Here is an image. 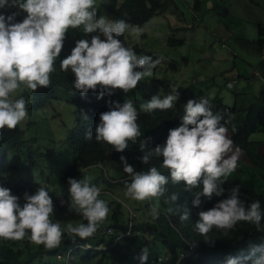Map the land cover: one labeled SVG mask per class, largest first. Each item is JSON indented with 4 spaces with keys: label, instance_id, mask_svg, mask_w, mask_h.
Returning a JSON list of instances; mask_svg holds the SVG:
<instances>
[{
    "label": "clouds",
    "instance_id": "clouds-1",
    "mask_svg": "<svg viewBox=\"0 0 264 264\" xmlns=\"http://www.w3.org/2000/svg\"><path fill=\"white\" fill-rule=\"evenodd\" d=\"M160 1L163 3L169 1L166 6L169 8L170 5L175 4L174 0ZM108 2L103 0L102 5L109 18L98 14L97 0H0V138L5 128L14 130L21 122H29L32 115L36 121H41L43 118L51 121L49 125L51 131L45 135L53 140V134L59 129L51 127L52 119L57 117L61 120L63 116H67L62 105L64 103L71 105L63 92L65 89L56 88L54 84L55 75L61 73L74 74V87L81 96L99 89L98 99H102L105 94L113 95L115 90L128 93L147 78L123 104L110 102L109 110L101 113L97 122L87 129L83 126L84 119H87L86 115L83 120H79L72 106L75 124L53 122L63 128L62 134L66 132L65 127L71 128L74 137L85 133L84 138L88 141L92 140L95 134L97 142H105L113 147H108L109 152L126 153L128 142L134 143L141 136L139 124L142 116L154 115L157 110L165 111L180 107V111L185 110L182 123L169 130L163 145L158 143L147 147L148 139L144 138L140 149L141 164L134 166L124 156L117 160H106L121 162L124 176H121V170L116 169L112 171L113 177L106 172V176H100L92 182L93 177L90 175L93 170L102 169L106 161L81 167L82 164L90 161V156L84 161L80 155H77L76 158L79 159L77 162L74 155L64 148L59 163L54 161L53 154L56 151L54 146L49 144L33 154L32 164L17 172L18 182L11 184L8 177V171L13 167L11 160L5 158L1 160L0 243L2 244H11L6 240H22L31 245H44L52 249L60 246L65 233L81 239L90 238L102 224L109 225L112 222L114 207L117 209L120 207L119 199L115 204L107 203L100 198L111 193L113 189H116L119 195L125 191L127 197L136 200L134 205L139 204L140 209L147 203L152 204L150 215L158 218L159 199L165 195L169 180L168 176L161 173L162 168L168 170L174 184L182 182L185 191L200 189L202 183V190L195 191L193 196L192 203L197 207L201 203L202 196L209 199L213 195L222 196L224 193L222 185L235 179H239L243 185L258 193L260 200L261 197L264 198L262 174L264 168L256 169L243 148L232 141L226 126L231 122V117L225 120V116L214 113L209 100L199 94L204 92L206 97L214 98L215 90L212 87L216 83L225 85V89L233 78L229 74L233 75V67L239 56L230 51L235 61L228 72L215 70L209 73L203 65L205 59L217 65L222 64L225 59L222 55L208 57L206 51L198 60L202 61L200 66L204 68V71L195 75L198 86L193 84L179 86L174 81L168 80L176 69L174 61L165 62L161 55H166L165 52L152 48L143 50L138 43H135L137 40L133 36V32L144 28L166 7L158 10L141 25L129 22V19L120 15L123 1ZM191 2L196 9V1L191 0ZM231 7L229 5V8ZM230 15V20H233L231 13ZM256 19L254 17L252 21L255 23ZM246 21L249 20H243L244 23ZM182 27L183 30L188 28L185 24ZM173 28V24H170L169 29ZM130 29L133 31L129 32ZM226 30L228 34L231 33L230 37L235 38L238 44H242L236 38L239 35L227 26ZM207 35L216 45L225 46L221 37L209 29ZM258 38L259 35L253 41ZM184 45L183 40L175 37L167 41V47L176 48ZM136 50L143 55H138ZM210 51L212 52L211 46ZM258 57L261 58L260 55ZM189 64L190 62L186 61L187 67ZM254 72L256 73V70ZM242 75L246 78L244 74ZM250 76L254 78L256 75ZM245 78L238 79L244 82ZM254 80L256 79L246 81V89L234 91L244 93L246 100L249 101L256 91ZM52 85H55L54 93L50 90ZM262 86L259 87L257 94L260 93ZM41 87L44 88L47 105L41 106L37 98L38 105L33 111L35 106L30 95H35V91ZM193 96L199 97V101L194 100ZM40 106L44 109L38 110ZM48 108L51 111L49 115L46 113ZM41 114L43 117L38 119ZM259 134L264 133H257L252 139L264 140V137L257 136ZM63 141L65 139L60 143ZM56 147L60 152L62 147ZM258 153L264 156V144L259 147ZM68 159H70L68 165H61ZM144 169L149 170L142 171ZM103 177L105 179L102 180ZM177 199L176 194L170 197L171 201ZM56 207H69V210H75L74 216L81 215L87 223L68 222L62 227L61 222L52 220ZM140 209L134 214L129 207L130 224L136 219ZM262 218L264 212L261 210L260 201H253L246 206L239 198V185H237L231 189L228 198L222 199L211 209L199 213V221L195 224V229L199 234L207 236L215 228L227 236L239 222L260 225ZM189 219L190 212L184 208L180 220L185 222ZM84 248L92 249L90 245ZM97 248L103 249L102 246ZM192 250H194L193 245L188 243V251ZM256 252H260L261 255L253 258ZM70 254L71 252L67 255L59 254L57 264H67ZM148 255L149 249H142L141 264H145ZM186 255L182 254L180 260ZM249 260L252 264H264V246L253 247L249 256L228 257L226 264H247Z\"/></svg>",
    "mask_w": 264,
    "mask_h": 264
},
{
    "label": "trees",
    "instance_id": "trees-1",
    "mask_svg": "<svg viewBox=\"0 0 264 264\" xmlns=\"http://www.w3.org/2000/svg\"><path fill=\"white\" fill-rule=\"evenodd\" d=\"M108 1L111 3V0ZM122 1L120 15L129 19V22L141 25L154 16L158 10L166 7L169 2L163 3L160 0ZM195 1L196 9H201L209 18L217 20L219 13L216 10L220 9L221 4H212L211 0ZM224 2L226 8H229V4ZM230 19L231 15L227 9L225 16L219 18L220 21L224 22ZM255 23L259 28V38L256 41L245 40L242 43L251 45L261 57L258 64L252 65L256 70L254 78L263 83L260 93L247 101L242 98L244 93L231 91L230 95H226L224 92L225 85L216 83L212 87L215 90L214 98L206 97L204 92L199 94L209 100L214 113L225 116V120L229 116L231 117V122L226 125L231 134V139L237 146L243 148L257 169L259 167L264 168V156L258 153V149L264 144V140L252 139L257 133H264V23L259 17ZM238 40L241 42L242 38L239 37ZM135 52L138 55H143L138 50ZM238 62L243 65L244 61L235 62L233 67L234 78H245L242 77V70L247 69L242 66L239 67ZM247 73L248 70L244 73L245 79L253 81L254 78L248 76ZM55 77L56 88L65 89L63 92L66 94L67 100H70L71 105L75 108L74 114L79 116V120H83L86 115L87 119L83 121L85 129L89 128L91 124L94 125L101 113L109 110L110 102L116 101L123 104L125 99L131 93H135L147 79L144 78L136 89L128 93L115 90L113 95L105 94L102 99H98L99 89L96 92L89 91L85 96H81L74 87L75 76L73 73L70 75L61 73ZM55 85L50 87L51 93L55 92ZM43 91L44 88L41 87L35 91L37 96L30 95L35 106L33 111L38 105L37 98L41 106L47 105ZM191 93L196 95L194 92ZM193 99L199 101L200 98L193 96ZM41 106L38 107V110L44 109ZM179 111L180 107H175L165 111L157 110L154 115L142 116L141 124H139L141 136L134 143L128 142L126 153L109 152L108 147L112 146L105 142H97L95 134L93 139L88 141L84 138L85 133L79 137H74L71 130L63 134L65 141L58 143L54 139H49L47 135L41 134L44 127H49L51 121L48 118L36 121L31 115L29 122H21L14 130L7 128L3 130V136L0 138V161L4 158L11 160L13 167L8 171L9 183L11 184L18 182L16 179L19 176L17 172L32 164L33 154L49 144L54 146V150L56 146L64 147L68 153L74 155L77 162H79V159L76 158L77 155H80L84 161H87L85 159L90 156V161L82 164L81 167H86L91 163L104 162L108 159L117 160L121 156L136 166V164L142 163L140 149L144 138L148 139L147 147L158 143L160 145L165 144L169 130L180 126L182 123L185 110ZM46 113L48 115L51 113L49 108ZM57 126L63 130L60 125ZM233 126L235 127L234 131ZM148 170L142 171L147 172ZM160 171L168 176L169 180L165 195L159 199L158 218H153L150 215L152 204L147 203L144 208L139 210L138 216L131 224L129 221L120 222V207H118L119 210L114 207L112 222L109 225L102 224L90 238L81 239L65 233L60 246L52 249L46 248L44 245H31L22 240H6L11 244L0 243V264H57V256L59 254L67 255L69 252L71 254L67 264H141L140 256L144 248L149 249L145 264H177L178 261H180L178 264H226L228 257L249 256L253 247L264 246V218H262L260 225L239 222L227 236L215 228L207 236L199 234L195 229V224L199 221V213L211 209L222 199L228 198L231 189L237 185H239V198L245 205H250L251 202L258 200L261 203V210L264 212V198L261 197L262 202L259 199L260 195L243 185L239 179L223 184L224 193L222 196L213 195L211 199L202 196L200 198L201 203L197 207L192 203L193 196L195 191L202 190V183L200 189H193L191 192L185 191L182 182L178 184L172 182L167 169L162 168ZM173 194L178 196L177 201L170 200ZM184 208L189 210L190 219L181 222L180 215ZM74 212L75 210H69V207H56L52 220L53 222H61L62 227L68 222L87 223L81 215L74 216ZM188 243L194 247L191 252L188 251ZM87 245H90L92 249L84 248ZM100 246L103 249L97 248ZM182 254L187 255L180 260ZM260 255V252H256L253 258ZM247 264H252L251 260L247 261Z\"/></svg>",
    "mask_w": 264,
    "mask_h": 264
},
{
    "label": "rangeland",
    "instance_id": "rangeland-1",
    "mask_svg": "<svg viewBox=\"0 0 264 264\" xmlns=\"http://www.w3.org/2000/svg\"><path fill=\"white\" fill-rule=\"evenodd\" d=\"M174 1L175 4L170 5V8L169 6L166 7L161 14L155 15L151 19V21L144 26V28L140 29L137 32H133V36L137 40L135 41V43H138L143 50L152 48L159 52H165L166 55L161 54L164 61H174L176 69L171 73L168 80H172L182 87H185L189 84L198 86V84L196 83L195 75L199 74L201 71H204V68L200 66L202 61L198 60L202 58V55L206 51H208V57L211 56L212 58L222 55V58L225 59V61L220 65L213 63V61L209 62L208 59H205L203 61V65H205L207 72L209 73H212L215 70H218V72L221 71L222 73L228 72V69L233 66V63L235 61L234 57H232L230 54V51H233L236 53V56H239V60L244 61L243 65L238 62V66H242L244 69H247L248 76L256 75V73L254 72V67L252 65L258 64L259 53H257V50L251 45L245 44V42L243 44L242 42L245 40L253 41V39H256L258 37L259 28L252 20L254 17L255 19L259 17L264 22V0H230V4L232 7L229 9L226 8L224 2L225 0H211L213 2L212 4H221V6H223H220V9L218 10L214 9L219 13L217 20H215V18H209L208 16H205L204 12L201 9H194V5L191 0ZM227 1L228 0H226V3L229 4ZM102 2L103 0H97L98 14L106 15L109 18L108 14L106 13V9L102 5ZM226 9L232 14L233 20H230L229 22L220 21L219 18L225 16ZM243 20L249 21H246V23H244ZM170 24H173V29H169ZM184 24L188 27L187 30L182 29V26H184ZM226 26L228 29L234 31V33L239 35L238 38H242V44H238L235 38L230 37L231 33L229 32L228 34ZM207 29L220 36L223 42H225V46L216 45L213 40L207 35ZM132 31L133 30L130 29L129 32ZM171 37L183 40L185 42V45L176 48L167 47V41ZM210 46L212 48V52L210 51ZM186 61L190 62L188 67L186 66ZM247 70H242L243 74ZM165 73H167V71ZM229 76L233 77V79L228 82L227 87L224 89L226 95H230V92L236 89H246V83L251 81L246 80L247 82H243L238 78L235 79V76L233 75L229 74ZM254 83L256 89L255 95H257V92L260 90L259 87L262 86L263 83L259 80H254ZM230 84L231 87H229ZM242 98L246 99L245 96ZM62 106L67 116L62 117V114L60 113L59 115L62 117V119L60 120L59 118L55 117L52 119L53 122H66L68 125L75 124L74 114L71 111L72 105L64 103ZM42 117L43 115L41 114L38 119ZM53 122L51 127L59 130L56 134H53L52 138L60 143L64 139L62 134L63 130ZM44 123L43 125H45ZM65 130L67 132L68 130H71V128L65 127ZM50 131L51 128L44 127L41 131V134H47V132ZM59 131L61 133H59ZM257 136L264 137V134H259ZM63 149L64 147H62L60 152H58L59 149L56 147V153L53 154L54 161L61 163V153ZM69 163L70 159L64 160L61 165H68ZM116 169L121 170V176L125 175L121 162L106 161L103 164L102 169L96 168L93 170L92 175H90L93 177L92 182L100 176H106V172H108V174L113 177L114 173L112 171ZM262 174L264 176V171ZM103 179H105V177H103L102 180ZM100 198L107 201V203L114 202L115 204H117L118 199L120 200V222H130L131 219L129 220V218L131 215L129 207L134 214L135 212H138V209H140L139 204L134 205V202L136 200L127 197L125 195V191L122 195H119L116 189H113L111 193L101 196ZM139 202L143 203L144 201ZM73 224L76 225L79 223Z\"/></svg>",
    "mask_w": 264,
    "mask_h": 264
},
{
    "label": "crops",
    "instance_id": "crops-1",
    "mask_svg": "<svg viewBox=\"0 0 264 264\" xmlns=\"http://www.w3.org/2000/svg\"><path fill=\"white\" fill-rule=\"evenodd\" d=\"M225 1H226V0H225ZM227 2L229 3V5H231V4H230V0H228ZM244 75H245V74H244ZM249 89L251 90V88H249Z\"/></svg>",
    "mask_w": 264,
    "mask_h": 264
}]
</instances>
